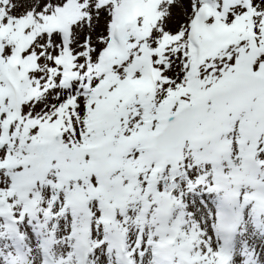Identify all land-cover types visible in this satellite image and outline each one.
I'll use <instances>...</instances> for the list:
<instances>
[{
	"label": "snow or ice",
	"instance_id": "6c2138e0",
	"mask_svg": "<svg viewBox=\"0 0 264 264\" xmlns=\"http://www.w3.org/2000/svg\"><path fill=\"white\" fill-rule=\"evenodd\" d=\"M0 264H264V0H0Z\"/></svg>",
	"mask_w": 264,
	"mask_h": 264
}]
</instances>
